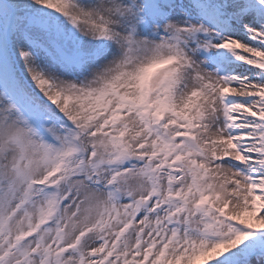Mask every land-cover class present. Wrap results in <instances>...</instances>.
<instances>
[{
	"label": "snow or ice",
	"instance_id": "obj_1",
	"mask_svg": "<svg viewBox=\"0 0 264 264\" xmlns=\"http://www.w3.org/2000/svg\"><path fill=\"white\" fill-rule=\"evenodd\" d=\"M264 264V0H0V264Z\"/></svg>",
	"mask_w": 264,
	"mask_h": 264
},
{
	"label": "rangeland",
	"instance_id": "obj_2",
	"mask_svg": "<svg viewBox=\"0 0 264 264\" xmlns=\"http://www.w3.org/2000/svg\"><path fill=\"white\" fill-rule=\"evenodd\" d=\"M198 264H199V262H198Z\"/></svg>",
	"mask_w": 264,
	"mask_h": 264
}]
</instances>
